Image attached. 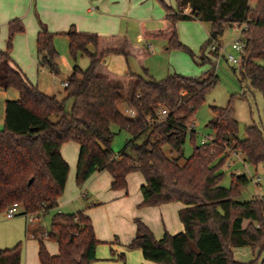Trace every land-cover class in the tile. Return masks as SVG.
I'll list each match as a JSON object with an SVG mask.
<instances>
[{"label": "trees", "instance_id": "obj_1", "mask_svg": "<svg viewBox=\"0 0 264 264\" xmlns=\"http://www.w3.org/2000/svg\"><path fill=\"white\" fill-rule=\"evenodd\" d=\"M159 2L165 11L161 26L150 28L141 22L140 33L144 39L166 40L167 48L182 46L176 31L180 20L209 24L216 33L209 41L233 23H246L239 75L264 99V66L256 62L264 58V0H176L175 7ZM7 30L6 46L0 49V86L15 88L18 98L5 101L0 128V212L14 202L21 206L22 214L44 215L53 209L68 174L60 146L74 141L79 146L77 185L93 173L106 170L111 176L110 188L124 190L126 175L138 171L144 178L139 206L174 201L184 204L177 211L183 230L164 232L159 239L140 218H134L135 234L127 247L140 249L145 260L155 264H239L233 257L234 247L250 246L257 248L258 254L264 253V201L237 200L249 178L231 173L230 185L224 187L220 170L227 150L239 152L244 164H264L261 128L248 125L240 138L231 102L223 107L212 105L207 122L211 141L193 144L191 154L183 157L187 126L216 84V74L191 78L174 73L155 79L145 68L143 75L116 74L104 64L106 55H135L143 60L148 47L135 45L126 35L81 32L71 25L63 32L69 54L74 61L78 54H85L89 64L84 69L73 65L66 78L65 97L58 100L10 65L13 37L24 32V25L14 18L9 20ZM54 35L42 27L36 36V52L38 64L57 74ZM213 51L218 54V49ZM117 78H124L125 84ZM127 89H131L129 97L124 96ZM122 99L136 110L135 118L118 109ZM160 108L167 110L165 118H159ZM111 125L130 135L117 153L111 148L115 134ZM194 134L192 131L189 135L191 141ZM244 220L248 221L246 226L242 225ZM45 238L56 243L57 253L48 252ZM36 239L40 264H90L99 243L90 217L82 210L53 213L46 235ZM20 244L0 249V264H21ZM247 264H255V260ZM259 264H264V256Z\"/></svg>", "mask_w": 264, "mask_h": 264}, {"label": "rangeland", "instance_id": "obj_2", "mask_svg": "<svg viewBox=\"0 0 264 264\" xmlns=\"http://www.w3.org/2000/svg\"><path fill=\"white\" fill-rule=\"evenodd\" d=\"M155 1L161 6L159 0ZM169 2L165 1L168 5L175 7L176 0H169ZM184 11L188 12V9L185 8ZM133 23L129 21L130 26L128 29H121V31L111 34L126 35L135 45L145 44L148 47V54L143 60H139L135 55L124 56L122 54H110L104 59V64L110 71L119 75H123L126 72L143 75V68H145L147 73L155 79H161L174 73L191 78L205 76L208 73H214L218 76L216 84L208 91L204 102L195 113L193 118L195 123L194 141H191L189 135H187L183 145L184 158L191 154L193 144H200L204 137L212 135L211 129L207 126V122L212 116L210 110V106L212 105L223 107L229 101L231 102L234 118L238 122L237 134L240 138L244 137L245 127L252 124L258 125L264 136L263 96L260 91L250 86L247 79L240 78L238 64H232L226 60L227 54H236L231 49V43L236 37L234 30L229 27L221 35H217L215 39L209 41V24L201 23L197 20H180L176 22V31L178 40L182 46L178 48H167V43L164 39L141 38L138 35L140 33V26L138 25L137 27ZM132 25H134L135 31ZM145 26L153 27L149 23H145ZM91 33L98 32L92 31ZM53 42L58 52V73L53 74L48 70L37 72L35 65H31V67L25 69L26 72L23 75L27 81L37 86L42 92L55 95L58 100H61L65 97L62 82L71 74L73 65L77 64L81 69H84L89 64V58L87 55L80 53L77 55L76 61H74L68 51L67 37L63 33L55 34ZM217 44L220 45V49L216 55L211 49V45ZM156 46L158 50H155ZM89 50H92V48L89 47ZM256 62L264 66V58L258 59ZM130 83L128 85L131 88ZM130 90L127 89L125 91V97H129ZM125 105L126 103L122 99L118 103V108L122 110ZM66 106L69 108V100L66 101ZM111 130L115 133L111 142V148L117 153L124 146L126 140L130 138V135L124 129L119 130L116 125H111ZM168 150V148L165 149L166 153ZM227 151L228 155L225 163L220 168L223 171L221 185L224 187L230 185L231 173H243L249 178V182L241 188L237 200L262 199L264 201V164H258L256 166L243 165L241 154H235L234 151L230 150ZM226 163H229V165ZM130 177L131 180L134 177V180L130 182L131 195H133L134 192H139L140 190L139 183L136 182V177H140L139 179L142 181L143 179L141 173L138 171H132ZM256 177H259V184L254 180ZM66 180V185L58 205L44 215L36 212L40 215L39 219L33 224L26 223L22 209H19L18 214L14 216H9L6 210L0 212V249L13 247L20 242L21 264H40L38 259V241L35 238L45 235L49 229L52 214L57 211L71 213L82 210L79 201L72 199V197L76 195L78 199H81L80 193L84 188H82V185L79 186L76 184L75 172L72 176L71 185L68 183V177ZM87 192L88 190L86 189ZM168 216L170 221L169 231L173 233L179 232V229H176L171 222L172 216L178 223L180 222L177 213H168ZM247 222V220H244L242 225L246 226ZM35 227H37L39 233H35V238H33L31 236V229ZM44 241L50 254L57 253V245L55 242L49 241L46 238ZM238 247L234 248V259L239 260V264H247L251 260H255V264H259L264 256V253L258 255L257 248L253 250L250 246ZM110 248L113 249V246L109 243H101L99 241L96 246L95 259L90 264H137L139 260L140 262L138 264L145 262L138 248H129L126 245L125 248L129 251L117 250L116 253H113ZM122 252L125 254L124 257L122 256Z\"/></svg>", "mask_w": 264, "mask_h": 264}, {"label": "crops", "instance_id": "obj_3", "mask_svg": "<svg viewBox=\"0 0 264 264\" xmlns=\"http://www.w3.org/2000/svg\"><path fill=\"white\" fill-rule=\"evenodd\" d=\"M163 1L169 2V0ZM164 14L163 7L158 5L155 0H0V49H4L6 46L9 20L20 19L24 25V32L16 33L13 37L10 65L23 74L26 72L25 69L31 65H35L37 72H43L46 69L38 64L36 52V36L42 27L56 35L67 31L71 25L81 32L96 31L101 34H111L117 33L121 29H128L129 21L134 22L133 24H136L137 27L141 22L149 23L153 26L152 28L159 27ZM211 32L210 30L209 36H211ZM138 35L141 36V33ZM155 50H158L157 46ZM110 54L106 55L104 59ZM117 80L121 84H125L124 78H117ZM132 83H130L131 86ZM17 98L18 91L15 88L5 89L0 86V128L3 126L5 101ZM124 102L127 104L126 100ZM78 152L79 146L74 141L64 142L60 146V154L68 164L67 177L70 185L75 172ZM243 165L245 164L243 163ZM130 173L126 175V189L112 190L109 186L111 183L110 174L106 170L95 172L82 184L84 190L82 189L80 193L81 199H78L76 195L72 197L79 201L82 211L90 217L96 238L101 243H109L113 246V249L110 248L113 253H116L117 250L129 251L125 246L135 234L134 218H140L157 239L161 238L164 232L174 234L169 231L168 213H177L184 206L179 201L139 206L142 202L141 191L131 195L130 182L134 180V177L131 180ZM136 178L140 188L144 183V178L142 176L143 181L139 179L140 177ZM256 183L259 184V182ZM61 196L57 200V205ZM171 219L176 229L183 230L180 220L178 223L173 216ZM37 230V227L31 229L33 238H35V233H39ZM122 256H125L124 252H122ZM141 264L155 263L145 260Z\"/></svg>", "mask_w": 264, "mask_h": 264}, {"label": "built area", "instance_id": "obj_4", "mask_svg": "<svg viewBox=\"0 0 264 264\" xmlns=\"http://www.w3.org/2000/svg\"><path fill=\"white\" fill-rule=\"evenodd\" d=\"M230 28L232 30L235 31L236 33V37L235 39L233 40V42L231 43V49H233L236 54H227L226 55V60L231 62L232 64H240V58H241V53H242V50H243V42H242V34H243V31L247 28V24L246 23H233ZM211 49L214 50V49H220V45L217 44V45H211ZM62 84L64 86H66L68 83L67 81H63ZM121 112L127 116V117H131V118H135L137 116V112L136 110L129 104L127 103L121 110ZM167 115V110L165 108H160V111H159V118H165ZM148 122H151V119H147ZM194 126H195V123L194 121L192 120L188 126H187V129H186V135H191L192 131H194ZM212 135L209 136L207 135L206 137H204L200 143H207L209 141H211L212 139ZM239 152H235V154H238ZM240 154V153H239ZM227 165H229V163H226ZM256 182H259V177H256L254 179ZM19 209H22L21 206L17 203V202H14L12 203L7 209H6V212L9 216H14L16 214H18V211ZM25 216V220H26V223L28 224H33L35 221H37L39 219V213H28V212H25L23 214ZM46 235V233H45Z\"/></svg>", "mask_w": 264, "mask_h": 264}, {"label": "water", "instance_id": "obj_5", "mask_svg": "<svg viewBox=\"0 0 264 264\" xmlns=\"http://www.w3.org/2000/svg\"><path fill=\"white\" fill-rule=\"evenodd\" d=\"M215 35H216V33L214 31H212L211 36L214 37ZM28 182H30V180Z\"/></svg>", "mask_w": 264, "mask_h": 264}]
</instances>
